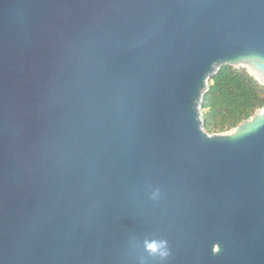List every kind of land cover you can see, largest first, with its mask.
<instances>
[{
	"label": "water",
	"instance_id": "1",
	"mask_svg": "<svg viewBox=\"0 0 264 264\" xmlns=\"http://www.w3.org/2000/svg\"><path fill=\"white\" fill-rule=\"evenodd\" d=\"M223 64L264 82V0H0V264H264V108L203 127Z\"/></svg>",
	"mask_w": 264,
	"mask_h": 264
},
{
	"label": "trees",
	"instance_id": "2",
	"mask_svg": "<svg viewBox=\"0 0 264 264\" xmlns=\"http://www.w3.org/2000/svg\"><path fill=\"white\" fill-rule=\"evenodd\" d=\"M263 108L264 82L232 64L209 77L200 102L203 127L210 134L231 130Z\"/></svg>",
	"mask_w": 264,
	"mask_h": 264
},
{
	"label": "clouds",
	"instance_id": "3",
	"mask_svg": "<svg viewBox=\"0 0 264 264\" xmlns=\"http://www.w3.org/2000/svg\"><path fill=\"white\" fill-rule=\"evenodd\" d=\"M152 251L155 252V251H156V248L153 247V248H152ZM168 254H169V253H168L167 249L165 248L164 243L161 242V245H160V251H159V255H160V257H161V258H164V257H166Z\"/></svg>",
	"mask_w": 264,
	"mask_h": 264
},
{
	"label": "rangeland",
	"instance_id": "4",
	"mask_svg": "<svg viewBox=\"0 0 264 264\" xmlns=\"http://www.w3.org/2000/svg\"><path fill=\"white\" fill-rule=\"evenodd\" d=\"M235 67V66H234ZM237 68H239V67H237ZM240 68H244V67H240ZM200 112L202 113V110L200 109Z\"/></svg>",
	"mask_w": 264,
	"mask_h": 264
}]
</instances>
